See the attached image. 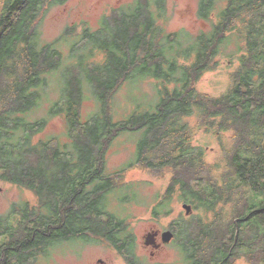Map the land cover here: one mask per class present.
<instances>
[{
	"label": "trees",
	"instance_id": "obj_1",
	"mask_svg": "<svg viewBox=\"0 0 264 264\" xmlns=\"http://www.w3.org/2000/svg\"><path fill=\"white\" fill-rule=\"evenodd\" d=\"M62 1L0 0V180L37 197L36 206L24 203L0 214V264H36L52 244H114L126 233L127 217L108 209V194L127 184L120 180L126 168H106L107 150L123 131L143 132L128 166L172 174L153 215H167L177 191L200 211L179 222L186 264H264V0H199L197 15L215 13L216 20L196 34L167 32L158 24L164 0L113 8L97 29L85 26L73 39L71 55L87 47L90 57L79 55L68 65L59 98L47 115L31 118L63 60L56 43L69 39L41 41L39 17L44 5ZM235 38L239 68L230 88L219 96L200 93L195 83ZM98 53L101 61L94 60ZM136 74L161 79L160 97L153 109H135L115 121L111 98ZM87 89L99 108L82 121ZM194 113L218 132L232 131L219 183L210 180L203 149L190 142L185 119ZM55 115L63 116L69 142L35 140Z\"/></svg>",
	"mask_w": 264,
	"mask_h": 264
},
{
	"label": "rangeland",
	"instance_id": "obj_2",
	"mask_svg": "<svg viewBox=\"0 0 264 264\" xmlns=\"http://www.w3.org/2000/svg\"><path fill=\"white\" fill-rule=\"evenodd\" d=\"M137 0H63L57 3H47L39 17L37 25L40 40L43 42H54L62 35L69 38L56 43L63 55L60 67L49 76V84L44 100L32 111L31 118L44 117L47 108L55 102L61 94V73L72 62L82 55L83 60L88 57L87 47L81 48L78 53L71 55V43L81 32L83 27L91 30L98 28L104 15L110 13L113 8H130ZM150 4L155 0H148ZM164 13L158 24L167 32L180 30L196 34L199 31H207L216 20L215 13L208 19H202L197 15L199 0H164ZM154 7V6H153ZM235 38L231 44H227L223 53L215 57L213 67L206 71L195 83L196 89L202 94L219 96L225 93L231 86L233 77L239 68L238 55L235 52ZM90 57V56H89ZM102 59V54L95 56V61ZM92 60V59H91ZM90 61V58L88 59ZM62 78V79H61ZM161 79H153L149 75L136 74L125 80L119 89L113 94L110 101V110L115 121L122 120L135 109H153L154 104L160 97L158 88ZM172 87V84L169 85ZM86 98L82 102L81 120L86 121L98 110L97 101L90 89L85 92ZM201 116L194 113L185 120L189 126L190 142L194 146L203 149V159L206 162L212 182H221L220 171L227 167L228 148L230 144L231 130L218 132L213 124H206L199 120ZM217 125V124H216ZM142 131H123L106 153L107 172H115L120 168H126L123 178L120 180L127 183L122 188L108 194V209L119 218L127 217L131 230L136 236V246L140 256L146 264H186L183 259V250L172 246L158 252L155 257L148 255L144 248L142 234L148 227H166L174 218L184 215L182 201L179 199L178 191L170 200L168 215L153 217L151 208L164 195L165 188L171 177L168 170L150 171L141 166L128 164L136 160L138 154V143L142 138ZM54 137L62 143H68L65 123L62 115H55L48 119L44 129L35 136L39 138ZM117 181V178H112ZM128 197V201L120 198ZM24 203L29 206L37 205V197L29 190L14 184L0 180V214H7L12 209H18ZM229 207H227V210ZM200 211L193 209L192 214L199 215ZM201 215L203 213L201 212ZM212 214H209L211 217ZM11 220L13 218L10 216ZM102 258L108 264H127L125 258L114 251L105 242H86L81 240L61 241L47 248L45 254H40L35 260L36 264H96V259ZM238 264H248L243 259Z\"/></svg>",
	"mask_w": 264,
	"mask_h": 264
},
{
	"label": "flooded vegetation",
	"instance_id": "obj_3",
	"mask_svg": "<svg viewBox=\"0 0 264 264\" xmlns=\"http://www.w3.org/2000/svg\"><path fill=\"white\" fill-rule=\"evenodd\" d=\"M184 203H187V202L182 201V205ZM187 204H189L191 206V209L187 212L182 207L184 209V215H179L178 217L174 218L164 228L163 227L157 228L155 226H150V227H148V230H146V232L144 234H142V238L144 237V240H143L144 245L143 246L145 249L148 250V255L150 257H155V255L158 252H160L164 249H167L170 246H172L175 249H178V248L182 249V243H181L180 235H179V232L181 230V225L179 224V222H181V219H186L189 216L195 217V219H196V215L192 214V212H193L192 205L190 203H187ZM169 205H170V202L168 203V206ZM171 212H172V210L170 208V212L168 214H170ZM151 215L153 217H155L152 212H151ZM159 216H162V215H159ZM159 216H156V217H159ZM195 228H196V225L193 224V226L190 228V231L191 230L195 231ZM124 229H126V233L116 235L115 238L117 239V241L114 244H112V243H110L104 239H96L95 241L107 243L114 251L118 252L120 255H122L125 258L127 264H146L143 261L142 257L140 256V253L138 252V250L136 248L138 243H137L135 234L131 230L130 223ZM167 230L171 231L172 237H171L170 241L163 242L162 233L164 231H167ZM147 236H149L150 240H151L149 244H145V239L147 238ZM116 239H114V240H116ZM89 242H94V241H89ZM85 243H86V241H85ZM182 250H183L182 256L187 255V252L184 249H182ZM96 264H108V263L102 258H97Z\"/></svg>",
	"mask_w": 264,
	"mask_h": 264
},
{
	"label": "water",
	"instance_id": "obj_4",
	"mask_svg": "<svg viewBox=\"0 0 264 264\" xmlns=\"http://www.w3.org/2000/svg\"><path fill=\"white\" fill-rule=\"evenodd\" d=\"M263 147H264V143H263ZM182 207L188 212L190 209H191V206L189 205V204H187V203H184L183 205H182ZM237 225V224H236ZM237 233H238V226H236V231H235V241H236V239H237ZM171 237H172V233H171V231H164L163 233H162V240H163V242H168V241H170V239H171ZM150 237L149 236H147V238L145 239V244H149L150 243Z\"/></svg>",
	"mask_w": 264,
	"mask_h": 264
}]
</instances>
